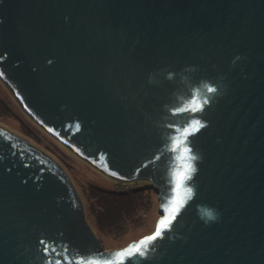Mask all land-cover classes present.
Wrapping results in <instances>:
<instances>
[{
  "label": "water",
  "instance_id": "obj_1",
  "mask_svg": "<svg viewBox=\"0 0 264 264\" xmlns=\"http://www.w3.org/2000/svg\"><path fill=\"white\" fill-rule=\"evenodd\" d=\"M0 77L161 214L103 251L64 168L0 126V264H264V0H0Z\"/></svg>",
  "mask_w": 264,
  "mask_h": 264
},
{
  "label": "rangeland",
  "instance_id": "obj_2",
  "mask_svg": "<svg viewBox=\"0 0 264 264\" xmlns=\"http://www.w3.org/2000/svg\"><path fill=\"white\" fill-rule=\"evenodd\" d=\"M0 126L30 141L64 168L103 251L126 247L155 231L161 214L152 183L140 179L123 181L120 186L119 180L84 160L34 121L1 77ZM30 130L36 141L28 137L32 136Z\"/></svg>",
  "mask_w": 264,
  "mask_h": 264
},
{
  "label": "snow or ice",
  "instance_id": "obj_3",
  "mask_svg": "<svg viewBox=\"0 0 264 264\" xmlns=\"http://www.w3.org/2000/svg\"><path fill=\"white\" fill-rule=\"evenodd\" d=\"M166 222H167V221H163V220H162V221L160 222L161 226H162L164 223H166ZM159 232H160V228L157 229V233H156V235H159ZM149 239H151V238H149ZM134 249H136L137 251L139 250L138 246H129L128 249H126V250H124V251H121V252L117 253L116 255H117V256H120V257H123V256H125L126 254H132V252H133Z\"/></svg>",
  "mask_w": 264,
  "mask_h": 264
},
{
  "label": "trees",
  "instance_id": "obj_4",
  "mask_svg": "<svg viewBox=\"0 0 264 264\" xmlns=\"http://www.w3.org/2000/svg\"><path fill=\"white\" fill-rule=\"evenodd\" d=\"M31 131V133L33 132L32 130H30ZM28 135V137L30 138V139H33V140H37L38 138L36 137V134H35V132L34 133H32V136L30 135V134H27ZM101 189V188H100Z\"/></svg>",
  "mask_w": 264,
  "mask_h": 264
},
{
  "label": "clouds",
  "instance_id": "obj_5",
  "mask_svg": "<svg viewBox=\"0 0 264 264\" xmlns=\"http://www.w3.org/2000/svg\"><path fill=\"white\" fill-rule=\"evenodd\" d=\"M208 216H209V218H212V219H214L215 217L212 215V213L211 212H209L208 213Z\"/></svg>",
  "mask_w": 264,
  "mask_h": 264
},
{
  "label": "built area",
  "instance_id": "obj_6",
  "mask_svg": "<svg viewBox=\"0 0 264 264\" xmlns=\"http://www.w3.org/2000/svg\"><path fill=\"white\" fill-rule=\"evenodd\" d=\"M120 186H122V184L120 183Z\"/></svg>",
  "mask_w": 264,
  "mask_h": 264
}]
</instances>
